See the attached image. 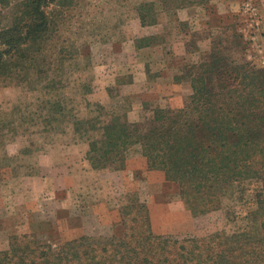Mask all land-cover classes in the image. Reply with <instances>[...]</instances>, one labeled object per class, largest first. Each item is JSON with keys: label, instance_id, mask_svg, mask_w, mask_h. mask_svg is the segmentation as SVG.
<instances>
[{"label": "rangeland", "instance_id": "obj_1", "mask_svg": "<svg viewBox=\"0 0 264 264\" xmlns=\"http://www.w3.org/2000/svg\"><path fill=\"white\" fill-rule=\"evenodd\" d=\"M48 11L54 26L37 67L0 73V250L12 236L61 244L120 234L124 209L136 204L156 235L256 232L246 216L258 181L235 185L221 210L193 216L139 146L123 170L94 169L87 152L99 130L78 131L76 122L98 119L100 128L126 113L146 131L156 108L183 106L191 94L185 67L220 39L227 56L264 69V0H76ZM140 15L157 22L141 27Z\"/></svg>", "mask_w": 264, "mask_h": 264}, {"label": "trees", "instance_id": "obj_2", "mask_svg": "<svg viewBox=\"0 0 264 264\" xmlns=\"http://www.w3.org/2000/svg\"><path fill=\"white\" fill-rule=\"evenodd\" d=\"M76 0H0V73L30 72L53 29L52 6ZM140 26L155 25L139 16ZM234 40H242L234 34ZM223 39L187 69L191 94L182 107L156 108L146 131L126 113L77 121V130H99L89 143L94 169L123 170L128 150L139 146L149 169L177 184L193 216L219 211L235 185L258 181V229L224 230L203 237L156 235L145 205L124 209V232L81 236L61 244L36 235L12 236L0 250V264H264V69L225 54ZM89 129V130H88ZM255 227V226H254Z\"/></svg>", "mask_w": 264, "mask_h": 264}]
</instances>
